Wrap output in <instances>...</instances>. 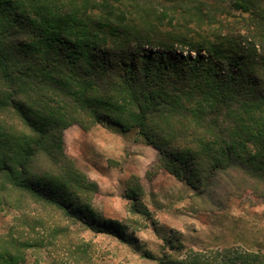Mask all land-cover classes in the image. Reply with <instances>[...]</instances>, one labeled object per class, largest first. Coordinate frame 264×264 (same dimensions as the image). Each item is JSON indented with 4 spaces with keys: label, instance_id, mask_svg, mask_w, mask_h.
<instances>
[{
    "label": "trees",
    "instance_id": "16d2710c",
    "mask_svg": "<svg viewBox=\"0 0 264 264\" xmlns=\"http://www.w3.org/2000/svg\"><path fill=\"white\" fill-rule=\"evenodd\" d=\"M75 124L136 130L171 174L188 164L200 189L261 201L264 0H0V209L29 201L116 233L70 186L29 177ZM27 243L0 236V264H24Z\"/></svg>",
    "mask_w": 264,
    "mask_h": 264
},
{
    "label": "rangeland",
    "instance_id": "374dc122",
    "mask_svg": "<svg viewBox=\"0 0 264 264\" xmlns=\"http://www.w3.org/2000/svg\"><path fill=\"white\" fill-rule=\"evenodd\" d=\"M47 142L49 156L31 163L30 179H59L74 193L72 202L88 206L95 226L113 222L116 233L85 229L29 201L18 209L9 203L0 209V236L34 245L24 264H264V199L200 189L188 164L180 177L171 174L136 130L75 124Z\"/></svg>",
    "mask_w": 264,
    "mask_h": 264
}]
</instances>
